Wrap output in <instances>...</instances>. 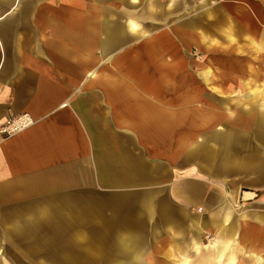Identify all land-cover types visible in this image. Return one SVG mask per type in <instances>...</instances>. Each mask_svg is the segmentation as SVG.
I'll list each match as a JSON object with an SVG mask.
<instances>
[{"label": "crops", "instance_id": "crops-1", "mask_svg": "<svg viewBox=\"0 0 264 264\" xmlns=\"http://www.w3.org/2000/svg\"><path fill=\"white\" fill-rule=\"evenodd\" d=\"M200 1L0 0V125L35 121L0 134V264H264V75L234 36L264 41V0Z\"/></svg>", "mask_w": 264, "mask_h": 264}, {"label": "rangeland", "instance_id": "rangeland-1", "mask_svg": "<svg viewBox=\"0 0 264 264\" xmlns=\"http://www.w3.org/2000/svg\"><path fill=\"white\" fill-rule=\"evenodd\" d=\"M211 1L212 0H205V1L204 0H201L200 2L190 3L189 4L190 5V11L193 10V9H191V5H193V4L195 5V7L196 6H199V7L205 6L206 7V10H209V11H213V10L215 11V9L220 10V8L218 6H214V8H213V5L214 4H213V1L212 2ZM134 2H136V1H134ZM134 2L129 3V5H131V6L135 5ZM143 5H145V4H141V7ZM162 5H165V4L162 3ZM166 6H167V4H166ZM215 7H218V8H215ZM209 11H204V12H198V13H196L195 14L196 16L194 15V17L189 20L190 26H193V27L194 26H197V20H198V18L201 19V18L205 17L206 13H208ZM133 15H134V13L131 11V13H129L127 17L132 18ZM213 17L216 18V16H214V15H213ZM205 20L208 22V18L207 17H205ZM256 22H258V23H256ZM260 23H261L260 19H257V20H253V22L251 24H249V22H245V25L247 27H252V25H255V26H258L259 29H260L261 28V24ZM205 26H207V25H205ZM234 36L235 37H238L239 40L242 41V42H244V40H245L246 43L244 42V44H246V45H244L243 47H245L246 50L250 51V54H251V51L254 52L253 53V56H255L254 58H257V59H255L254 62H256V61H259L260 62V65H261V68H262V72L261 73L264 75V41L258 42V39L255 38L257 36H251V41H250V39L248 40V38L250 37V35H241V36L240 35H234ZM258 37H260L261 39L264 40V35L263 36L261 35V36H258ZM197 38H198V36H194L193 37V35H191V36L188 37V41L194 43L195 45H203V44H206L207 43L205 41V42H201L199 44V40ZM255 43H258V44H255ZM255 50H257V52H255ZM191 56L194 57V58H197L198 56H200V54H198V51L196 49H193L192 52H191ZM210 239H212V238H206L207 242L204 243V242L201 241V238H189V246H191V241L192 240H199L202 243L207 244ZM95 241H99V239H95L94 238L93 242H95ZM156 241H157V238H156ZM151 247H152V245H151ZM143 248H146V250L143 249ZM108 250H109V248H103L102 253L106 255V253L108 252ZM147 250H148V243H142V251H143L142 253H143V255H145V253L147 252ZM189 251H192L191 248H189ZM234 254H236L237 255V258H238V253L237 252L235 253V251H234ZM175 257H177V256H175ZM189 257H191L192 259L194 258L191 252L189 254ZM153 259H155L157 261L156 264H162L163 262H166L168 264V260L167 261L166 260H162V259L159 260V259H156V257H154ZM174 259H177V258H170L169 261H171V262L169 264H174L175 263L173 261ZM237 261H239L238 264H245V263H243L244 260H242V259H238Z\"/></svg>", "mask_w": 264, "mask_h": 264}, {"label": "built area", "instance_id": "built-area-1", "mask_svg": "<svg viewBox=\"0 0 264 264\" xmlns=\"http://www.w3.org/2000/svg\"><path fill=\"white\" fill-rule=\"evenodd\" d=\"M34 123V119L27 112L14 114L6 118L0 125V134L4 139H7L27 130L33 126Z\"/></svg>", "mask_w": 264, "mask_h": 264}, {"label": "bare ground", "instance_id": "bare-ground-1", "mask_svg": "<svg viewBox=\"0 0 264 264\" xmlns=\"http://www.w3.org/2000/svg\"><path fill=\"white\" fill-rule=\"evenodd\" d=\"M210 248H212V247H210ZM224 253V252H223ZM185 264V263H184Z\"/></svg>", "mask_w": 264, "mask_h": 264}]
</instances>
